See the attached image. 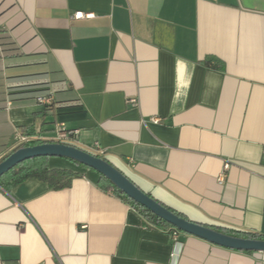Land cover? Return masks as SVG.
I'll list each match as a JSON object with an SVG mask.
<instances>
[{"label": "crops", "instance_id": "1", "mask_svg": "<svg viewBox=\"0 0 264 264\" xmlns=\"http://www.w3.org/2000/svg\"><path fill=\"white\" fill-rule=\"evenodd\" d=\"M60 124L187 219L264 235V0H0V161ZM48 165L77 175L0 186V264H264Z\"/></svg>", "mask_w": 264, "mask_h": 264}, {"label": "water", "instance_id": "2", "mask_svg": "<svg viewBox=\"0 0 264 264\" xmlns=\"http://www.w3.org/2000/svg\"><path fill=\"white\" fill-rule=\"evenodd\" d=\"M38 156L65 157L94 169L108 177L129 197L147 207L182 232L196 235L212 243L232 249L264 251V239L232 235L177 214L142 190L124 172L107 159L76 145L61 142H43L35 145L21 146L0 161V177L22 161Z\"/></svg>", "mask_w": 264, "mask_h": 264}, {"label": "trees", "instance_id": "3", "mask_svg": "<svg viewBox=\"0 0 264 264\" xmlns=\"http://www.w3.org/2000/svg\"><path fill=\"white\" fill-rule=\"evenodd\" d=\"M38 143L39 142L29 143V144H26V146L35 145ZM98 156H101V155H98ZM48 159H49L48 156H38V157H33V158H29V159L22 161L21 163H19L18 165H16L15 167H13L12 169H10L8 172H6L0 177V186L10 189L13 186L21 183L22 181L30 177H36L40 180L46 181L48 182L50 187L55 188V189L70 186L72 177L74 175H77V173L69 169L50 168L48 165ZM72 161L83 167L89 168L83 164H80L79 162H76L74 160ZM89 169H92V168H89ZM99 174H100V184L105 190H112L115 194L125 199L128 203H130L133 207H135L141 213V215H143L151 223H154L164 228L174 227L172 224H170L163 218L156 215L150 209H148L147 207L143 206L139 202L129 197L125 192L119 189L108 177H106L105 175L101 173ZM170 209L173 210L172 208ZM173 211L185 217L183 214L175 210ZM218 230L232 234V235H236V236L249 237V238H255V239H264L263 234H259L256 232L242 233V232H231V231L222 230V229H218ZM249 251H252V250H249Z\"/></svg>", "mask_w": 264, "mask_h": 264}, {"label": "built area", "instance_id": "4", "mask_svg": "<svg viewBox=\"0 0 264 264\" xmlns=\"http://www.w3.org/2000/svg\"><path fill=\"white\" fill-rule=\"evenodd\" d=\"M92 13H85L83 11H78L75 13L74 17L75 18H83L87 16H92ZM37 101L49 106L53 103L54 101V95L53 94H47V95H39L37 97ZM80 136V130L79 129H69L65 127L63 124L57 125L54 130V136L52 137H46L42 134L40 129L37 130V133L28 135V134H20L19 136V144L21 146H26V144L29 143H34L36 141H50V142H61V143H67V144H72L75 145V141L78 140ZM95 150L99 153L103 152L98 143L95 145ZM226 168L229 167V164H226ZM181 230L172 227L171 228V234L172 238L174 240H177L179 235L181 234Z\"/></svg>", "mask_w": 264, "mask_h": 264}]
</instances>
